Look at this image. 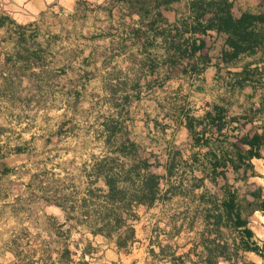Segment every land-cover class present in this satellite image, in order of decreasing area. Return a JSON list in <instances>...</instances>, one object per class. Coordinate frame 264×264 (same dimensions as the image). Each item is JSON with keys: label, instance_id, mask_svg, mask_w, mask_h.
<instances>
[{"label": "rangeland", "instance_id": "rangeland-1", "mask_svg": "<svg viewBox=\"0 0 264 264\" xmlns=\"http://www.w3.org/2000/svg\"><path fill=\"white\" fill-rule=\"evenodd\" d=\"M97 2L98 0H92L79 7L82 33L87 31L89 35L93 28L96 29V8L93 6L97 5ZM248 3L242 0L240 9H248L252 13L264 11V3L257 5L252 2L250 6ZM68 23L69 21L64 22L66 27H69ZM83 40L85 39L82 34V46L89 48ZM84 63L81 65L84 66ZM247 65L251 72L248 79L243 74ZM121 71L123 70H115L110 75V82L102 85H96L93 77L85 76L80 80L75 78L74 84L71 85L80 91L81 102L74 107V112L64 117H42L32 109L27 114L21 112V116L12 117V121L3 119L0 122V264H65L63 251L66 247L71 251L72 262L69 264H153L149 251L151 247L156 252L159 251L158 246L154 245L158 239L163 245L168 243V237L163 231L172 229V217L186 210L194 212L201 208L196 206L200 203L199 198L189 197L187 200H181V197L176 195L167 207L147 212L135 209L141 219L128 222V225H133L136 229L135 242L129 243L127 248L121 250L122 253L116 252L120 238L118 232L114 233L112 238L92 234L91 230L99 226L95 211L100 204L91 202L89 191L94 190L100 195L99 191L104 190V181L96 177L94 166L106 157H119L111 152L104 135H100L97 130L102 129L100 119L106 114L114 113L116 103H124L122 96L125 90L122 91L117 85V93L112 96L111 92L113 86L118 83L114 77L115 73L120 75ZM129 74L130 76L124 79L129 82L128 90L131 93L135 92L132 86L138 80L143 83L147 80L150 70H134L129 71ZM175 74L177 80L168 86L169 94L165 101V105L172 111L183 106L196 115H201L206 103L216 101L227 110L228 117L247 116L253 120L243 126H233L242 133L252 134L257 127L264 125V114H258L261 95L264 92V80L261 78V74H264L262 54L244 58L239 66L230 70L224 68L219 71L218 76L222 83L219 87L211 81L204 86L197 78H187L181 74V70ZM65 83L68 85V80ZM92 87L100 91L95 92L99 95L94 94ZM44 91L46 98L43 103L50 102L51 108L56 106V92L59 93V100L61 97L67 99L71 96V90L67 89V86L64 90H56L47 85ZM99 96L100 99L91 105V100L94 101ZM154 98V94H144V106L141 108L150 111L153 117L161 119L158 113L155 114ZM136 101L137 97L133 93L129 107H133ZM106 103L109 106H106ZM136 109L138 108L135 107L134 111ZM162 121L164 122V119ZM2 125L10 127L3 128ZM234 136V133L229 132L227 141L232 142ZM176 140L179 142L176 145L186 150L189 142L185 136L179 133ZM140 141H144L142 143L145 146L151 144L148 137ZM17 147H22L24 151L17 153ZM254 167L258 176L249 177L247 182H243L241 177L230 173L229 184L239 191L241 198L260 190L264 201V161H255ZM200 168L196 167L198 174H202ZM4 169L9 172L2 173ZM181 175L184 176V173ZM186 185L191 184L186 182ZM206 185L208 189L214 190L209 181ZM194 194L200 196L201 190ZM250 200L254 199L250 197ZM94 201L102 203L103 199L94 198ZM249 222L262 257L245 253L243 260L247 263L264 264V209L256 211L249 218ZM128 230V227L124 228L121 234L127 233ZM191 236L183 233L172 243L186 245ZM190 247V244L184 246L179 253L188 251Z\"/></svg>", "mask_w": 264, "mask_h": 264}, {"label": "crops", "instance_id": "crops-1", "mask_svg": "<svg viewBox=\"0 0 264 264\" xmlns=\"http://www.w3.org/2000/svg\"><path fill=\"white\" fill-rule=\"evenodd\" d=\"M134 1L98 0L97 5L93 6L97 11H95L96 29L93 28L94 32L91 31L88 35L87 31L81 32L79 7L92 0H0V19L6 20L4 25L0 26V122L3 119L12 121V117L21 116V112L27 114L32 109L42 117H64L74 112V107L81 102L80 91L71 85L74 84L75 78L80 80L85 76L93 77L96 85H102L108 83L110 75L117 69L123 70L121 77L125 80L124 78L130 76L129 71H144L147 68L150 70L147 80L143 79L144 83L138 80V88H133L135 92L130 93L127 90L123 94L124 110L116 108L114 113L99 118L100 121L103 123L108 118L119 120L123 125V133L118 136L119 140L121 141L126 135L136 145L138 155L142 159L158 164L151 168V173L163 177L160 185L162 193L174 186L176 181L178 182L177 178L168 177V168L176 151L182 153L184 164L193 165V168H188L184 177L205 178V182H208L210 180L202 172V168H200L202 174L197 173L198 165L194 164L193 160L196 158L199 163L208 165L212 160V154L220 156L223 150L220 141L224 139L219 136L215 127L206 126L205 137L210 144L196 145L186 128L185 116L189 115L204 121L208 113L213 114L214 107H222V105L216 101L206 103L201 115H196L183 106L172 111L168 105H165V101L168 99L166 97L169 94L168 86L175 79L177 80V76L176 72L171 74L167 61L174 54L171 45L179 40L176 38L177 34L183 35L180 39L182 41L185 39L197 43L202 41L205 44L204 48L191 61L197 65L200 73H194L187 68V73L181 71V74L187 78H197L204 86L211 81L219 87L222 84L218 76L219 71L232 68L227 67L221 60L225 49V37L216 31L201 35L185 30L184 24L191 23L193 18L190 12L192 0H179L172 3L167 10L152 9L148 17L133 8ZM232 1L236 15L250 12L248 9H240L242 0ZM243 1L249 2V6L253 3L262 4V0ZM158 13L162 14V20L158 19ZM65 21H69V27H66ZM155 21L158 23L152 25ZM82 34L85 39L83 42H86L89 48L82 46ZM82 62H85L84 66L81 65ZM187 63V60L183 62L179 69L183 70ZM66 80L68 85L65 83ZM47 85L56 90H64L67 86V89L71 90V96L67 99L61 97L59 100V93L56 92L54 95L56 106L51 108L50 102L43 103L46 98H44V88ZM93 89L94 94L99 95L95 92L100 91L92 87ZM133 93L137 97L133 105L134 108H138L135 111L133 107H129ZM144 94H154L155 114L158 113L161 119L153 117L150 111L141 108L144 106L142 102ZM100 97L91 100V105H94ZM125 97L128 98L126 103ZM106 106L109 105L106 103ZM2 126L10 127V125ZM101 128L97 132L100 135L104 134L106 139L107 133H103L102 125ZM204 130L203 126L197 128L199 132ZM179 133L189 142L186 150L176 145L179 144L176 140ZM223 134L228 135L227 130L223 131ZM142 136L148 137L151 144L143 145L144 141H140L144 139ZM232 142L237 141L234 139ZM224 147L231 149L228 144H224ZM255 161H264V159L253 160V164ZM230 173L234 174L232 170L227 172L228 182H230L228 176ZM218 181L221 185L224 183L221 178ZM102 183L103 191L106 193L107 186ZM199 190L201 194L204 192V189L196 191ZM212 190L211 193L220 194L218 187ZM175 197L172 196L166 201H157L150 208L141 205L135 209L147 212L167 207ZM178 197L187 200L182 195ZM196 206L205 207L201 203ZM117 248L116 252L122 253Z\"/></svg>", "mask_w": 264, "mask_h": 264}, {"label": "trees", "instance_id": "trees-1", "mask_svg": "<svg viewBox=\"0 0 264 264\" xmlns=\"http://www.w3.org/2000/svg\"><path fill=\"white\" fill-rule=\"evenodd\" d=\"M179 0H135L132 2L134 9H138L146 17L153 9H168L169 6ZM264 3V0H262ZM234 2L232 0H192L190 3V12L193 15L191 23H185L186 31L193 34L207 35L209 31H216L225 37V49L221 60L227 67H237L244 58L255 57L259 54L264 56V11L259 13L241 12L239 15L234 13ZM158 19L162 20V14L158 13ZM5 19H0V26L4 25ZM158 21L152 23L155 25ZM183 37L181 33L177 34V43L171 45L174 54L167 61L171 74L180 70L179 66L186 60V67L181 70L187 73V68L200 73L197 65L191 63L197 54L204 48L202 41L180 40ZM249 65L244 70L245 78L251 77L248 70ZM115 73V79L118 83L113 86L112 96L117 93V85L122 91L128 90L129 82L122 80V74ZM241 74V73H240ZM237 74V75H240ZM264 80V74H261ZM133 88H138L136 82ZM264 87V85H263ZM125 103L128 98H124ZM117 108L122 105L115 104ZM260 115L264 114V92L260 99ZM186 128L192 135L196 145H209L210 141L205 137L209 128L215 127L219 136L224 140L220 141L223 147L220 156L212 154V160L208 165L199 163L195 158L193 163L202 168V172L209 178L213 187L220 191V194L211 193L208 189L205 178L185 179L181 174H185L188 168H193L184 164L182 153L176 151L172 156V163L168 168V177L177 178L178 182L165 193L161 192V180L163 177L151 173V168L158 164H152L148 159H142L138 155V148L132 143L126 135L122 140L118 136L123 133V125L119 120L108 118L103 123V133H107L106 144L110 146L111 152L119 157H106L96 162L94 173L98 179L104 181L107 186V192L100 190L97 194L94 190L89 191L91 202L99 205L95 215L99 221V226L94 227L91 232L94 236H104L112 238L114 233H119L120 238L117 241L119 250L128 247L129 243L135 242L136 229L128 225L129 221L136 222L140 216L136 213L135 207H152L157 201L169 200L172 196L182 195L186 198H199L201 205L205 207L197 208L194 212L183 211L172 217L173 227L168 232L163 231L168 237V243L163 245L157 241L154 245L158 246L159 251L151 247L149 253L153 258V264H255L247 263L243 260V254L254 253L262 257V252L255 243V233L249 227V218L256 212L264 209L261 191L250 192L243 198L239 191L229 184L227 172L241 177L243 182H247L249 177H256L257 172L253 160L264 159V125L257 127L252 134H244L233 126L253 122L246 117H228L227 110L224 107H214L213 114L208 113L204 121L195 117L186 115ZM203 126L204 131L199 132L197 128ZM231 127V129H230ZM232 132L237 141L231 142L223 131ZM104 135V134H103ZM224 144H228L231 149H225ZM1 150V148H0ZM17 153L24 151L22 147H17ZM1 152V151H0ZM1 156V153H0ZM124 158V160H122ZM9 172L4 169L2 173ZM181 173V174H180ZM223 179L221 185L218 179ZM186 182L191 184L186 185ZM220 184V185H219ZM197 189H204V192L197 197L194 193ZM103 195H102V194ZM99 195V196H98ZM252 197L254 200H250ZM94 198L103 199L102 203L94 201ZM88 216V214L86 213ZM89 217V216H88ZM128 227L127 233L121 234V231ZM160 230V229H159ZM157 230V232H160ZM155 232V233H157ZM183 233L189 238L190 248L188 251L179 253L181 249L188 244L179 246L172 241L180 237ZM123 235V236H122ZM64 263L72 262L71 251L66 247L63 251Z\"/></svg>", "mask_w": 264, "mask_h": 264}]
</instances>
